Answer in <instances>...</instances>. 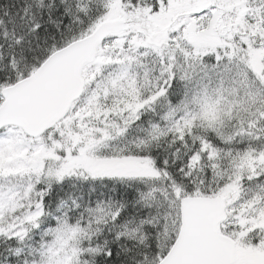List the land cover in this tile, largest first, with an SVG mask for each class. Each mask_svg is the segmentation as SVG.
Returning a JSON list of instances; mask_svg holds the SVG:
<instances>
[{
  "label": "snow or ice",
  "instance_id": "1",
  "mask_svg": "<svg viewBox=\"0 0 264 264\" xmlns=\"http://www.w3.org/2000/svg\"><path fill=\"white\" fill-rule=\"evenodd\" d=\"M0 264H264V0H0Z\"/></svg>",
  "mask_w": 264,
  "mask_h": 264
}]
</instances>
